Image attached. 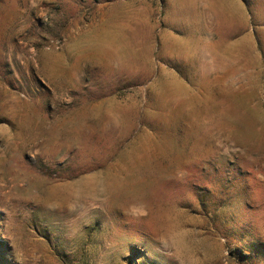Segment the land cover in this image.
<instances>
[{"label": "rangeland", "instance_id": "rangeland-1", "mask_svg": "<svg viewBox=\"0 0 264 264\" xmlns=\"http://www.w3.org/2000/svg\"><path fill=\"white\" fill-rule=\"evenodd\" d=\"M0 264H264V0H0Z\"/></svg>", "mask_w": 264, "mask_h": 264}]
</instances>
